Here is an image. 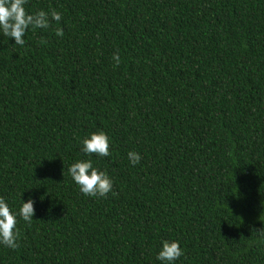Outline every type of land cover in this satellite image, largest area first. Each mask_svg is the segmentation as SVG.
<instances>
[{
  "label": "trees",
  "instance_id": "obj_1",
  "mask_svg": "<svg viewBox=\"0 0 264 264\" xmlns=\"http://www.w3.org/2000/svg\"><path fill=\"white\" fill-rule=\"evenodd\" d=\"M25 7L62 18L24 46L0 35V196L36 201L0 264H159L162 240L176 264H264V0ZM99 131L111 155L86 156ZM89 158L106 198L68 172Z\"/></svg>",
  "mask_w": 264,
  "mask_h": 264
},
{
  "label": "clouds",
  "instance_id": "obj_2",
  "mask_svg": "<svg viewBox=\"0 0 264 264\" xmlns=\"http://www.w3.org/2000/svg\"><path fill=\"white\" fill-rule=\"evenodd\" d=\"M28 0H0V35L12 38L15 45L24 46V36L30 28L48 29L52 22L61 21V13L56 10L38 11L28 13L25 5ZM58 37L63 36L61 29L56 30ZM114 67L120 63L118 54H113ZM111 140L103 131L93 132L82 140L81 152L91 157H109L111 155ZM129 163L135 167L142 157L138 152L127 153ZM68 172L79 191L85 196L106 198L113 190V179L107 171L93 166L91 158L79 160L69 166ZM36 201L29 197L25 202L22 200L18 210L11 207L8 201L0 196V246L15 250L18 247L20 237L18 222L20 219L27 223L33 221ZM155 259L159 264H176L184 256V250L179 241L162 240Z\"/></svg>",
  "mask_w": 264,
  "mask_h": 264
}]
</instances>
